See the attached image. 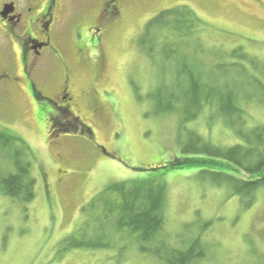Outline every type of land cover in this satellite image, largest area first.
<instances>
[{
  "label": "rangeland",
  "instance_id": "374dc122",
  "mask_svg": "<svg viewBox=\"0 0 264 264\" xmlns=\"http://www.w3.org/2000/svg\"><path fill=\"white\" fill-rule=\"evenodd\" d=\"M133 1L132 6L138 5L105 37V63L98 80L93 81V68H74V89L94 85L106 108L103 116L94 117L85 102H76V114L91 127L92 135L75 132L49 141L40 110L46 109V101L34 102L17 88L3 93L0 87V130L15 139L0 146V178L16 171V156L22 149L36 179L35 197L27 203L0 192V264H166L142 253L137 241L125 233H108L109 247L91 242L80 246L89 239L97 241L101 234L94 219L98 206L92 199L118 182L166 186L161 235L181 249L200 236L207 255L195 264H264V184L245 207L230 187L214 184L197 168L163 174L150 169L181 154L180 140L187 130L221 146L241 138L222 114L212 113L215 108H205L198 118L185 121L187 130L181 111L162 110L160 104L167 101L170 90L183 94L175 83L176 66L163 60L158 48L150 52L142 41L152 17L187 4L203 24L198 38L209 50L201 56L206 71L214 65L213 52L238 47L264 62V0ZM249 73L258 74L251 68ZM234 82L242 87L237 100L246 120L243 127L264 123V101L255 87L248 81Z\"/></svg>",
  "mask_w": 264,
  "mask_h": 264
},
{
  "label": "trees",
  "instance_id": "16d2710c",
  "mask_svg": "<svg viewBox=\"0 0 264 264\" xmlns=\"http://www.w3.org/2000/svg\"><path fill=\"white\" fill-rule=\"evenodd\" d=\"M202 25L200 16L187 4L163 9L146 24L143 43L150 52L158 48L163 60L175 63V83L183 91L179 95L170 90L167 101H163L160 108L181 111L185 129V121L198 118L205 108H215L212 113L222 114L241 141L231 146H221L206 140L195 130L186 129L185 138L180 140L181 154L150 169L163 174L161 171L175 168H197L214 184L230 187L233 193L241 197L243 205L249 207L255 191L264 184V123L243 127L246 120L237 100V93L242 87L234 81H248L264 101V62L247 55L238 47L228 53L213 52L211 59L214 65L206 71L203 65L206 62L201 56L209 50L198 38ZM193 51L200 53V56L195 57ZM250 68L258 74H250ZM57 128L61 134L92 133L90 126H80L75 122ZM8 133L0 130V146L14 143V137ZM99 146L106 151L104 146ZM20 150L15 160L16 171L0 178V192L27 203L35 197L36 179L31 173L30 161L20 154ZM166 193V186L156 182H118L107 186L91 201L98 206L95 207L98 212L94 221H99L97 228L101 234L97 241L89 239L88 243L80 246H88L91 242L93 246L109 247L108 233H125L137 241L142 253H151L166 264L199 263L207 255L200 236L194 238L187 248L181 249L169 244L161 235L165 224L163 211ZM100 216L103 218L99 219Z\"/></svg>",
  "mask_w": 264,
  "mask_h": 264
},
{
  "label": "flooded vegetation",
  "instance_id": "af4514ba",
  "mask_svg": "<svg viewBox=\"0 0 264 264\" xmlns=\"http://www.w3.org/2000/svg\"><path fill=\"white\" fill-rule=\"evenodd\" d=\"M132 3L133 0H0L1 90L8 93L17 88L34 102L46 101V109L40 110L44 112L49 141L61 135L57 126L70 122L87 125L76 114L78 100L85 102L90 115H104L106 108L94 85L74 89V68L91 67L93 81L98 80L105 63V37L138 5ZM60 157L65 160V155Z\"/></svg>",
  "mask_w": 264,
  "mask_h": 264
}]
</instances>
